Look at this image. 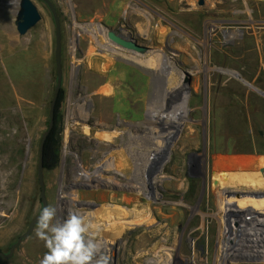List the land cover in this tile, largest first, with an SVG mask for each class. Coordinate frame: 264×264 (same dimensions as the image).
<instances>
[{"label": "rangeland", "instance_id": "1", "mask_svg": "<svg viewBox=\"0 0 264 264\" xmlns=\"http://www.w3.org/2000/svg\"><path fill=\"white\" fill-rule=\"evenodd\" d=\"M19 1L0 0V252L5 254L42 209L37 174L39 146L49 125L57 80L53 16L45 3L33 0L41 20L20 35L15 24ZM51 1L60 18L63 78L54 141L43 180L47 206L55 207L56 218L63 221L69 210L83 215L99 210L97 200L79 199L80 192L98 190L112 195L117 190L133 191L118 185L92 186L81 177L99 169L109 158L108 151L125 148L132 171L126 176L116 172L106 176L141 178L146 194L154 195L155 204L176 207L178 221H174L166 243L172 255L168 253L163 264H220L224 232L232 248L233 264H264V0H232L238 4L232 8L223 5L226 12L210 11L212 0H190L188 9L199 8L192 20L160 16L155 12L159 8L155 0H129L139 3L140 9L145 7L148 16L161 22L152 27L157 31L146 26L139 29L138 21L126 13L115 15L102 7V0ZM109 31L135 39L147 51L135 53L114 46L108 41ZM181 37L188 42L187 50L186 42L180 43ZM135 58L147 62L152 58L153 64L140 68L133 64ZM121 74H129L131 79L138 74L140 80L148 77L149 85L140 81V88L148 93L146 112L131 123L117 116L112 126L102 128L91 115L99 104L97 93L106 87L116 89ZM180 82L186 85V104L176 95ZM180 104L186 109L182 114L178 112ZM167 113L168 118L161 116ZM179 122L183 123L181 129L176 126ZM86 128L92 130V136L87 135ZM98 132L121 137L115 145L99 151ZM168 132H173L176 142L167 138L159 148L154 147L155 138L163 136V140ZM127 135L131 136L130 143ZM146 146L151 148L147 150ZM87 151L89 157L84 160ZM172 180L184 190L178 191ZM199 203L204 219L196 216L197 224L192 226L190 206ZM236 220L242 227L234 243ZM35 230L36 226L11 258L0 257V264H39L45 253L39 249L31 253L28 245ZM129 237L130 231L121 229L113 252L104 251L110 256L109 264H135L133 252L125 253L131 245ZM241 252L247 256L258 253L263 255L262 260L246 263ZM36 256L42 257L37 261Z\"/></svg>", "mask_w": 264, "mask_h": 264}, {"label": "bare ground", "instance_id": "2", "mask_svg": "<svg viewBox=\"0 0 264 264\" xmlns=\"http://www.w3.org/2000/svg\"><path fill=\"white\" fill-rule=\"evenodd\" d=\"M147 1V0H146ZM158 4L159 8L155 9V12L158 13L160 16H176V17H183L188 20H192L194 18V14L199 11V8L191 7V9H188L189 1L190 0H155ZM194 1V0H193ZM209 1V0H208ZM213 6H211V3L209 4V10L210 11H228L227 8L223 9V5H226V7H231L234 5H237V1L232 0H212ZM141 2V1H140ZM197 2V1H196ZM211 2V1H209ZM206 3V1H205ZM103 8L108 9L109 11L113 12L115 15H123L126 13V15L133 19L135 22H139V24L136 26L139 29L143 27H149L152 31H157L158 29L152 28L155 24H161L157 20L155 16L150 17L148 16V13L140 9L139 3L131 2L129 0H102L101 3ZM248 4V3H246ZM150 5V4H149ZM244 6V5H243ZM236 7V6H235ZM236 9V8H235ZM153 10V9H152ZM204 10V9H203ZM208 11V10H207ZM108 12V11H107ZM206 12V11H205ZM151 13V12H149ZM104 14V13H103ZM108 14V13H107ZM211 14V13H210ZM229 14V13H228ZM233 14V13H232ZM148 16V18H147ZM198 16V15H197ZM229 16V15H228ZM231 16V15H230ZM122 17V16H121ZM220 17V16H219ZM235 17V15H234ZM181 18V19H183ZM197 18V17H196ZM218 18V17H217ZM216 18V19H217ZM205 20V19H204ZM210 20V19H209ZM235 20V19H234ZM176 21V20H175ZM217 21V20H216ZM223 21V20H222ZM225 21V20H224ZM257 21V20H256ZM174 22V21H173ZM238 22V20H237ZM258 23V22H257ZM133 24V23H132ZM167 24V23H166ZM202 24V23H201ZM235 24V22H234ZM249 24V23H248ZM247 24V25H248ZM225 25V24H224ZM222 25V26H224ZM237 25V24H236ZM241 25V24H240ZM239 25V26H240ZM262 26V24H261ZM204 27V26H203ZM233 27V26H232ZM100 28V27H99ZM146 28V29H147ZM167 28V27H166ZM234 28V27H233ZM232 28V29H233ZM250 28V27H248ZM173 29V28H172ZM175 29V28H174ZM229 29V27H228ZM242 29V28H241ZM259 29V28H258ZM125 30V29H124ZM123 30V31H124ZM145 30V28H144ZM178 31V29H176ZM260 30V29H259ZM168 31V29H167ZM213 31V30H211ZM254 31V30H253ZM170 32V31H169ZM234 32V31H233ZM233 32H231L233 34ZM97 34V33H96ZM118 34V33H117ZM126 35V32L124 33ZM141 34V33H140ZM146 35V34H145ZM209 35V34H208ZM103 37V35H102ZM129 37V36H127ZM231 36H229L230 38ZM233 37V36H232ZM154 38V37H153ZM173 39V38H172ZM105 40V39H104ZM103 40V41H104ZM109 41V39H108ZM173 41V40H172ZM170 42V41H169ZM186 42V50L189 48L187 40L184 39V37L180 38V43ZM104 43V42H103ZM166 44V43H165ZM115 46V45H114ZM120 48V47H119ZM191 50V49H190ZM114 52V51H113ZM136 53V52H135ZM192 54V53H189ZM74 55V54H73ZM141 55V54H140ZM177 57V56H176ZM193 57V56H192ZM143 61L142 59L135 58L133 64L137 65L138 67H143V65H146V69L148 66H152L153 59L151 58L149 62ZM158 59H155L157 61ZM159 61V60H158ZM128 62V61H127ZM160 63V62H159ZM158 63V64H159ZM123 64V63H122ZM128 64V63H127ZM126 65V64H125ZM124 69V68H123ZM116 75V74H115ZM129 74H121L120 76V82L119 86L115 89L109 90L107 89L98 92L97 95L99 96L97 99V103H99L96 107L97 109H94L91 113L92 116L96 117L99 125L104 128L105 126H112L114 118L119 117L122 121L125 123H128L130 121H133L134 118H140L143 117L146 112V97L148 93H144L142 89L140 88V81L142 84H148V77H145L143 80H140V75H135V79H131ZM94 77V76H93ZM111 77V76H109ZM108 77V78H109ZM90 79V78H89ZM93 79V78H92ZM182 79V78H181ZM111 80V79H110ZM176 81V80H175ZM108 82V81H107ZM115 82V81H114ZM184 82V81H183ZM183 82H180L179 89L181 88V93L179 94L178 91L176 92V95L182 98V103L186 104L188 101V94L185 92V84ZM105 83V82H104ZM113 84V83H112ZM103 85V84H102ZM149 85V84H148ZM178 85V84H177ZM91 86V85H90ZM94 86V85H93ZM98 85H96L97 87ZM108 86V85H107ZM181 86V87H180ZM90 88V87H88ZM93 88V87H92ZM112 88V86H111ZM95 91V90H93ZM90 93V90H89ZM95 94V93H94ZM89 97H92L89 95ZM168 97V96H167ZM166 97V98H167ZM94 98V96H93ZM91 99V98H90ZM83 101V100H82ZM92 101V100H91ZM111 102V103H110ZM96 103V102H95ZM78 104V103H77ZM79 105V104H78ZM85 105V104H84ZM96 105V104H95ZM71 106V105H70ZM82 106V105H81ZM74 107V106H72ZM71 108V107H70ZM69 108V109H70ZM81 108V107H80ZM72 109V108H71ZM70 109V110H71ZM79 109V107H78ZM159 109V108H158ZM150 110H152V105L150 107ZM186 111L185 108L180 104L178 106V112L180 114L184 113ZM77 112V111H76ZM159 112V111H158ZM81 113V112H80ZM85 113V112H84ZM161 113V112H160ZM88 114V113H87ZM156 114V113H155ZM78 115V114H77ZM153 115V114H152ZM75 116V115H74ZM162 117H169V113L167 114H161ZM67 117V115H66ZM82 117V116H81ZM84 117V115H83ZM93 117V118H94ZM88 119V117H87ZM151 119V118H150ZM157 119V118H156ZM159 119V118H158ZM67 120V119H66ZM170 120V119H169ZM72 121V120H71ZM154 121V120H153ZM163 121V120H162ZM185 121V120H184ZM148 122V120H147ZM170 122L173 124L175 121L170 120ZM74 123V122H73ZM131 123V122H130ZM75 124V123H74ZM153 124V123H152ZM151 124V125H152ZM167 125L168 123L165 122ZM182 122L179 124H176V126L182 128ZM70 125V123H69ZM71 126V125H70ZM153 126V125H152ZM84 127V126H83ZM86 127V126H85ZM154 128V127H153ZM177 128V127H176ZM69 129V128H68ZM78 129V128H77ZM121 129V128H120ZM156 129V128H155ZM179 129V130H180ZM70 130V129H69ZM84 130V128H83ZM82 130V131H83ZM139 130V129H138ZM87 135L92 136V130L85 129ZM98 131V130H97ZM103 131V130H102ZM158 131V130H157ZM156 131V132H157ZM169 131V130H168ZM181 131V130H180ZM84 133V132H83ZM85 133V134H86ZM127 133V132H126ZM173 132H168V135H164V139L162 140L163 136L156 137V141L154 142V147L159 148L163 142L166 141V139L173 140L172 143L176 142L174 138H172L171 134ZM124 134V133H123ZM128 134V133H127ZM130 134V133H129ZM158 134V133H157ZM180 134V133H179ZM76 135V134H75ZM81 135V134H80ZM67 135H65L66 137ZM98 138H100V146L98 147L99 151H102L104 149H108L109 146L116 143L119 136L117 134H110L107 132L100 133L96 135ZM95 136V137H96ZM74 137V136H73ZM71 138V137H70ZM78 138V137H77ZM80 138V137H79ZM92 138V137H91ZM177 138V137H176ZM128 142L131 139L130 135H127ZM70 141V140H69ZM130 143V142H129ZM115 145V144H114ZM152 146V147H153ZM126 147V146H125ZM148 148L147 146L145 147ZM149 147L148 149H150ZM69 149V148H68ZM144 149V150H146ZM147 149V150H148ZM146 150V151H147ZM66 151V150H65ZM70 152V151H69ZM97 152V151H96ZM148 152V151H147ZM94 153V152H93ZM142 153V152H141ZM156 153V152H155ZM89 152L81 153L83 155L84 160H86L89 157ZM101 154V153H100ZM98 154V155H100ZM105 154V153H104ZM108 154L110 155L109 158L101 164L99 169H96L93 174L88 175L84 174L81 176L85 179L86 183L93 185H118V187L126 188V189H132L131 192H121V191H113L112 195H106L102 191L98 190H91L80 192L78 194L79 199L86 200H97L101 206L99 210L93 213H88L86 216L92 220V222L99 226L101 234H99V239L101 238L103 241L106 242L104 251L111 253L115 249L114 246L117 242L120 241V234L121 229H128L130 231V239H131V245L128 248H125V253L129 255L130 252H133L134 256L132 257V260L135 264H163L165 261V257L168 256V253L170 250L166 247V243L168 240H170L171 231L173 223L177 217L176 207H172L169 204H155V198L153 196L147 195L144 187L143 180L141 178H131L129 179H116L117 177L114 176H106L107 174H111L113 172L116 173H123L125 176L129 174L131 170V159L127 156L126 149L125 148H119L116 150L108 151ZM97 156V155H96ZM106 156V155H105ZM104 156V157H105ZM102 159V158H101ZM100 159V160H101ZM99 160V161H100ZM86 162V161H85ZM76 163V162H75ZM74 163V164H75ZM97 163V162H96ZM88 164V163H87ZM196 164V163H195ZM84 165V164H83ZM136 166V165H135ZM153 166V165H152ZM151 166V167H152ZM84 167V166H83ZM62 168V167H61ZM82 168V167H81ZM141 168V167H140ZM198 168V167H197ZM78 169V168H77ZM147 171V170H146ZM195 171V170H194ZM86 172V171H85ZM115 173V174H116ZM136 173V172H135ZM138 174V173H137ZM170 175V174H169ZM118 176V175H117ZM152 176V175H151ZM150 176V178H151ZM165 176V175H164ZM201 176V175H200ZM76 177V176H75ZM80 177V178H81ZM140 177V176H139ZM160 177V176H159ZM194 177V176H193ZM198 177V176H197ZM145 178V177H144ZM77 179V178H76ZM148 180V179H147ZM163 180V179H162ZM145 181V180H144ZM73 182V181H72ZM77 182V181H76ZM150 182V181H148ZM165 182V181H164ZM179 182V181H178ZM60 183V182H59ZM167 181L165 184L167 185ZM155 184V183H154ZM158 184V183H156ZM172 184L174 187L179 190H184L182 185L178 184L177 181L172 180ZM90 185V186H91ZM152 185V184H151ZM161 185V184H160ZM171 185V183H170ZM63 186V185H62ZM86 186V185H85ZM91 186V187H92ZM182 186V187H181ZM47 187V186H46ZM88 187V185H87ZM58 188V187H57ZM76 188V187H75ZM196 188V187H195ZM59 189V188H58ZM71 189L72 186H71ZM194 189V188H193ZM17 190V189H16ZM112 190V188H111ZM116 190V189H115ZM198 190V189H197ZM148 191V190H147ZM151 191V190H150ZM158 191V190H157ZM186 191V190H185ZM188 191V189H187ZM195 191V190H194ZM193 191V192H194ZM189 192V191H188ZM192 192V193H193ZM204 192V191H203ZM60 193V190H59ZM68 193V192H67ZM74 193V192H72ZM149 193V192H148ZM202 193V192H201ZM57 194V193H56ZM184 194V193H183ZM186 195V194H185ZM194 195V194H193ZM203 195V193H202ZM206 195V194H205ZM75 196V195H74ZM192 196V195H191ZM70 197V196H69ZM166 197V196H165ZM194 197V196H192ZM62 198V197H61ZM158 198V197H157ZM164 198V197H162ZM59 199V198H58ZM64 199V198H63ZM62 199V200H63ZM66 199V198H65ZM168 199V198H167ZM199 199V198H198ZM57 200V199H56ZM134 200V201H133ZM41 201V200H40ZM74 203L76 202L73 200ZM199 201V200H198ZM59 203V201H58ZM70 203V202H69ZM88 205V202H84ZM65 205V204H64ZM70 204H68L69 207ZM155 205V206H154ZM173 205V204H172ZM197 205V204H196ZM199 205L197 206H190L191 208V216L192 219L189 221L190 225L197 224L196 216H201ZM67 207V206H66ZM79 207V206H78ZM84 207V206H83ZM89 207V206H87ZM65 208V207H64ZM63 208V209H64ZM81 208V207H80ZM202 208V207H201ZM78 209V208H77ZM85 209V208H84ZM79 211V210H78ZM84 211V210H83ZM64 212V211H63ZM67 212V211H66ZM180 212V211H179ZM207 214V212H205ZM81 214V212H80ZM179 215V214H178ZM183 215V214H182ZM62 216V214H61ZM181 216V215H180ZM202 219H204V215L201 216ZM200 217V218H201ZM178 218V217H177ZM207 218V216H206ZM205 218V219H206ZM60 219V218H59ZM128 219V220H127ZM209 219V218H208ZM58 220V219H57ZM99 221L102 222V224H99ZM178 221V220H176ZM175 221V224H176ZM204 222V221H203ZM8 223V222H7ZM199 223V221H198ZM208 224V223H207ZM131 226V227H128ZM178 227V226H177ZM176 227V228H177ZM188 228V227H187ZM186 230V229H185ZM188 231V230H187ZM111 232V235H105L106 233ZM196 232V231H195ZM124 234V233H123ZM101 235V236H100ZM184 235V234H183ZM181 236V234H180ZM192 236V234H191ZM196 236V235H194ZM109 237V238H107ZM19 238V237H18ZM180 238V237H179ZM191 239V238H190ZM223 239L220 242V264H233L231 261L233 259L232 257V248L229 246V240H228V234L224 232ZM193 241V239H192ZM127 242V241H126ZM189 242V241H188ZM197 243V242H196ZM249 243V242H247ZM29 248L31 250V253L35 252L39 249V252L45 253L47 249L44 246V241L40 240L36 233L29 239L28 241ZM182 245V244H181ZM245 247L249 246V244H243ZM126 247V245H124ZM178 246V245H177ZM187 246V245H186ZM189 246V245H188ZM193 246V245H192ZM256 246V245H255ZM262 246V245H261ZM264 246V245H263ZM181 248V246H180ZM214 248V247H213ZM261 248V247H260ZM174 249V248H173ZM179 248H177L178 250ZM194 249V248H193ZM172 250V249H171ZM249 251V250H248ZM175 252V251H174ZM201 252V251H200ZM35 254V253H34ZM39 254V253H38ZM37 254V255H38ZM170 254V253H169ZM178 254V253H177ZM180 254V253H179ZM189 254V253H188ZM194 254V253H193ZM241 257H243V260L246 261V263H254L259 262L262 260V256L257 254H251L244 255L243 252H241ZM33 255V254H32ZM167 255V256H166ZM172 255V253L170 254ZM211 255V254H210ZM260 258L254 259L253 257L258 256ZM152 256H156V259H152ZM177 256V255H176ZM180 256V255H179ZM35 260H39V257L42 256H36ZM170 257V256H169ZM172 257V256H171ZM178 257V256H177ZM157 259H162V261H157ZM168 259V258H167ZM235 259V258H234ZM33 260V259H32ZM40 261V260H39ZM174 261V260H173ZM31 262V261H30ZM163 262V263H162ZM189 262V261H188ZM22 263V262H21ZM172 263V262H171ZM170 263V264H171ZM165 264H168L165 263Z\"/></svg>", "mask_w": 264, "mask_h": 264}, {"label": "clouds", "instance_id": "3", "mask_svg": "<svg viewBox=\"0 0 264 264\" xmlns=\"http://www.w3.org/2000/svg\"><path fill=\"white\" fill-rule=\"evenodd\" d=\"M56 216L55 207L49 205L37 219L36 236L47 249L39 264H109L98 225L77 211L69 210L63 221Z\"/></svg>", "mask_w": 264, "mask_h": 264}, {"label": "water", "instance_id": "4", "mask_svg": "<svg viewBox=\"0 0 264 264\" xmlns=\"http://www.w3.org/2000/svg\"><path fill=\"white\" fill-rule=\"evenodd\" d=\"M41 1L46 4V6L48 7L54 19V24H55L54 57H55L56 75H57L56 87H55L54 95H53V98L50 104L49 125L42 135L40 146H39V162H38V167H37V174H38V181L40 185V198H41L42 209H43L44 207L47 206V200L45 196V184L43 180L44 148H45V143L47 141V138L49 137L54 127V124H55V111H56V105H57L59 93H60L61 86H62L63 70H62V32H61L60 18L51 0H41ZM40 20H41V14L33 0H20L19 1V10L16 14L15 24H16L17 32L20 35H25ZM108 39L114 45L122 49H125V50H129V51H133L137 53H144L145 51H147V47L139 44L135 39L124 36L123 34H116L113 31H109ZM262 197H264V195ZM39 215H37L31 221L28 230L24 234H22L17 239V241L10 247L9 253L5 254V253L0 252V257L6 258V259H9L12 257L15 249L20 245L22 240L28 237L33 232V229L36 226ZM235 227H236V231H235L236 236H235L234 243L237 242L239 233L242 227L241 224L237 220L235 221Z\"/></svg>", "mask_w": 264, "mask_h": 264}, {"label": "trees", "instance_id": "5", "mask_svg": "<svg viewBox=\"0 0 264 264\" xmlns=\"http://www.w3.org/2000/svg\"><path fill=\"white\" fill-rule=\"evenodd\" d=\"M62 91L60 90V93H59V97H58V101L61 97V93ZM58 101H57V105H56V111H55V123H56V112H57V107H58ZM54 135H55V124H54V127L49 135V137L47 138V141L45 143V148H44V166H45V162H46V159L48 158L49 156V152L51 151V148H52V143L54 141Z\"/></svg>", "mask_w": 264, "mask_h": 264}, {"label": "crops", "instance_id": "6", "mask_svg": "<svg viewBox=\"0 0 264 264\" xmlns=\"http://www.w3.org/2000/svg\"><path fill=\"white\" fill-rule=\"evenodd\" d=\"M261 175H263V176H264V171H263V173H262Z\"/></svg>", "mask_w": 264, "mask_h": 264}, {"label": "flooded vegetation", "instance_id": "7", "mask_svg": "<svg viewBox=\"0 0 264 264\" xmlns=\"http://www.w3.org/2000/svg\"><path fill=\"white\" fill-rule=\"evenodd\" d=\"M116 33V32H115ZM117 34V33H116ZM119 34V33H118Z\"/></svg>", "mask_w": 264, "mask_h": 264}]
</instances>
